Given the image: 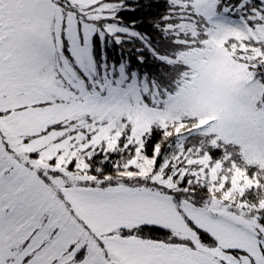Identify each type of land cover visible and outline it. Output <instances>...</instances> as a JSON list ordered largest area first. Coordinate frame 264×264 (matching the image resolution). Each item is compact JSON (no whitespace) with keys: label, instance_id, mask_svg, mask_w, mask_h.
I'll list each match as a JSON object with an SVG mask.
<instances>
[{"label":"snow or ice","instance_id":"6c2138e0","mask_svg":"<svg viewBox=\"0 0 264 264\" xmlns=\"http://www.w3.org/2000/svg\"><path fill=\"white\" fill-rule=\"evenodd\" d=\"M0 264H264V0H0Z\"/></svg>","mask_w":264,"mask_h":264}]
</instances>
